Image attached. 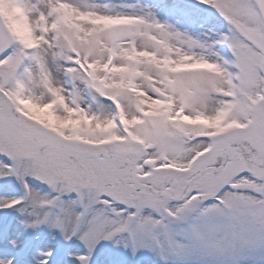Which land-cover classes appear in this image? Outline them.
<instances>
[{
	"label": "snow or ice",
	"instance_id": "6c2138e0",
	"mask_svg": "<svg viewBox=\"0 0 264 264\" xmlns=\"http://www.w3.org/2000/svg\"><path fill=\"white\" fill-rule=\"evenodd\" d=\"M0 264H264V0H0Z\"/></svg>",
	"mask_w": 264,
	"mask_h": 264
}]
</instances>
